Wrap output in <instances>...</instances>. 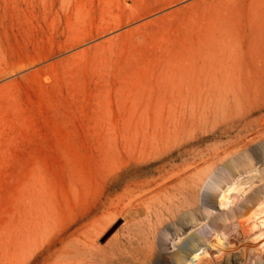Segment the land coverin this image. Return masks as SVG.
I'll use <instances>...</instances> for the list:
<instances>
[{
    "label": "rangeland",
    "instance_id": "1",
    "mask_svg": "<svg viewBox=\"0 0 264 264\" xmlns=\"http://www.w3.org/2000/svg\"><path fill=\"white\" fill-rule=\"evenodd\" d=\"M207 76L264 107V0H0V264H264L188 207L118 201L188 156L144 162L143 121Z\"/></svg>",
    "mask_w": 264,
    "mask_h": 264
},
{
    "label": "bare ground",
    "instance_id": "2",
    "mask_svg": "<svg viewBox=\"0 0 264 264\" xmlns=\"http://www.w3.org/2000/svg\"><path fill=\"white\" fill-rule=\"evenodd\" d=\"M192 82L188 89L164 95L171 110L143 121L148 132L140 136L149 146L141 149L144 162L173 158L175 151L188 156L161 165L157 175L129 188L118 201L127 199L131 217L144 212L145 218L152 216L158 202L161 215L172 221L173 211L168 209L180 208L184 214L188 207L208 226L214 249L239 240L234 253H256L264 246V107L245 101L257 97L255 92L226 88L220 78L207 76ZM208 137L219 139L204 148L192 147ZM197 193L201 195L200 211L186 205ZM213 207L219 211L205 217L202 210L209 212ZM246 255L230 264H249Z\"/></svg>",
    "mask_w": 264,
    "mask_h": 264
}]
</instances>
